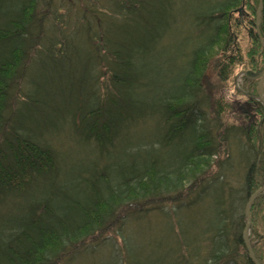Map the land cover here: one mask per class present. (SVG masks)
<instances>
[{"label": "trees", "instance_id": "obj_1", "mask_svg": "<svg viewBox=\"0 0 264 264\" xmlns=\"http://www.w3.org/2000/svg\"><path fill=\"white\" fill-rule=\"evenodd\" d=\"M177 1L0 0V264H73L100 248L112 264H139L114 230L121 213L168 219L169 232L178 230L168 264H253L242 233L248 199L264 185L253 139L264 129V107L247 97V129L240 117L224 119L220 91L240 61L234 12L244 3L256 17L258 0H210L172 54L164 43ZM251 26L249 57L260 46L255 20ZM44 95H76V106L59 108ZM64 134L81 138L90 157L66 163L51 141ZM242 165L235 188L229 176ZM259 199L250 243L264 264V227L253 215ZM206 200L217 205V220L193 251L179 219Z\"/></svg>", "mask_w": 264, "mask_h": 264}, {"label": "rangeland", "instance_id": "obj_2", "mask_svg": "<svg viewBox=\"0 0 264 264\" xmlns=\"http://www.w3.org/2000/svg\"><path fill=\"white\" fill-rule=\"evenodd\" d=\"M209 1L210 0H207L206 2H204V0L177 1V22L174 26H172V30L169 32L168 38L165 40L164 43V45H167V48L171 51L172 54L179 51L182 48V45L185 46L187 44L186 42L188 40L185 39H187L191 32H193V15L201 11L200 8L206 6V3H208ZM239 8H242V10L240 12H234L231 31L235 38L234 43L236 45V53L239 55L238 57H240V61L235 64L232 76L228 81H226V83L223 84L224 87L220 91V94L223 96V102L228 105L224 111V119L226 121L229 120V122L235 123L238 121V117H240L241 119H244L242 124H244V126L246 125L247 129H249L251 123H249L245 112H242L243 110H241V107L238 106H241V103H248V96H255L258 98L257 100H259V96L257 93L258 80L251 82V76H248L247 71L248 73L249 71L256 72L257 70H260L262 68L259 72L256 73L254 77L258 76V74L264 69V57L262 50L263 48L261 45L259 47L254 48L255 56L249 57L253 49L252 40L250 38V31L252 27L251 21H256L255 12L250 10L244 3H241L237 9ZM208 9L209 7H205L204 10ZM252 60H254L253 63ZM212 67L213 66H210V68ZM214 69L215 64L213 70ZM207 75L211 78L212 82L216 78L212 70L210 69L209 72H207ZM216 81L217 79L213 82V86H216ZM45 83L46 82L44 81L43 84ZM58 85L59 83L55 81L51 89H57ZM154 93H156V91H154ZM218 95H216V97ZM44 96H46L44 98L45 100L54 98L55 102L57 103L56 105H58L59 108L67 107L66 109L68 111H70L71 109H73L74 106H76V95H73L71 97L51 95ZM234 103H236V107L232 106L230 108V105H235ZM254 111L251 110L250 112L255 115H259L257 112L256 114ZM257 120H259V117ZM58 121L66 122L65 116L60 117ZM63 127H65V125ZM65 130L68 129L65 128ZM68 134H64L60 137L54 136L51 140L52 148L55 149V152L64 156V161L68 164H70V160H77V162H81L80 160H84L88 157L86 148L80 147L85 146V144L83 140L78 136L74 137ZM253 139L255 140V147L258 153V158L255 167L256 170L258 169V166H261L262 163H264V129L258 137L256 135L253 136ZM90 155L91 154L89 153V157ZM245 169L246 166L242 165L237 170H232L233 173L229 176V182L233 187L236 188L240 187L241 184L243 185V176L245 175ZM72 171L74 172L75 170L72 169ZM257 180H259L257 181V186L264 184L262 182L264 181V179ZM259 205H261L260 211L257 212V214L254 212L253 215L255 224L258 227L259 232H261L262 228L264 227V200L259 199ZM252 209L253 208L251 206V210ZM184 211L185 212L179 219V226L182 232V239L187 244H191V242H193L194 246L192 250L196 251L198 247H200L199 240L203 237V230L205 228L211 230L212 226L216 223L217 219L215 217H217V205L213 200H206L204 203L193 208L186 209ZM114 230L116 231V233L119 234V236L123 233V238H125L126 240V246H129L132 249V254L128 256L129 259H135L136 257V260L139 262V264H168L169 261L172 259V253L169 251V248L167 246V244L169 245L168 236L170 235L168 230L167 218L157 216L156 213H152L150 217L148 216L147 218H142L139 222L138 220H135V218H133L130 224L123 225L121 228L116 227ZM250 236L251 225L249 227V239ZM117 242L121 246V242L119 240ZM122 242L123 244H125L124 241ZM121 250V254L123 256V248ZM182 251L186 255L185 258L188 257V252H186L187 250ZM127 254H129V252ZM262 255L264 257V247ZM110 263H113V257L111 256V252H109L106 248H100L91 254L85 253L79 255L73 262V264Z\"/></svg>", "mask_w": 264, "mask_h": 264}, {"label": "water", "instance_id": "obj_3", "mask_svg": "<svg viewBox=\"0 0 264 264\" xmlns=\"http://www.w3.org/2000/svg\"><path fill=\"white\" fill-rule=\"evenodd\" d=\"M262 8H263V2L262 0H258V8H257V15H256V34L258 36V39L260 41V44L264 50V40L260 34L259 31V23H260V16H261V12H262ZM242 10V8L238 9V12H240ZM252 80H258V85H257V93L259 96V100L262 102L263 106H264V69L258 74V76L256 77H251ZM264 194V186L261 187L258 191H256L254 193V195L252 197H250L248 199L246 208H245V225H244V229H243V233H242V238H243V242H244V246L246 249V252L250 258V260L252 261L253 264H260L253 253L252 250V246L250 244V239H249V227L251 225V221H250V210H251V206L253 203L254 198H256L258 195H262Z\"/></svg>", "mask_w": 264, "mask_h": 264}, {"label": "bare ground", "instance_id": "obj_4", "mask_svg": "<svg viewBox=\"0 0 264 264\" xmlns=\"http://www.w3.org/2000/svg\"><path fill=\"white\" fill-rule=\"evenodd\" d=\"M263 50V49H262ZM263 53H264V50H263ZM254 195V193H252L251 195H250V197H252ZM249 197V198H250ZM258 197V196H257ZM256 197V198H257ZM256 198H254V200L256 199ZM254 200H253V202H254ZM122 214V213H121ZM121 214H119L118 215V217H119V219H117V221H118V223H117V226L118 227H121V226H123V225H128V224H130L131 222H132V218L131 217H129V216H123V215H121ZM178 232V230H171L169 233H170V235L168 236V242L169 241H171V239L175 236V233H177ZM123 241H125L126 242V240H125V238H124V240ZM172 259H173V257H172ZM171 259V260H172Z\"/></svg>", "mask_w": 264, "mask_h": 264}]
</instances>
